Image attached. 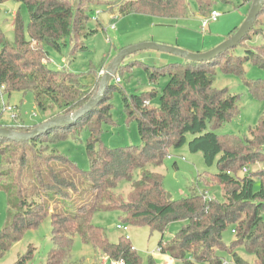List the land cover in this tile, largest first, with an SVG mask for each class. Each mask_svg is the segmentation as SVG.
Masks as SVG:
<instances>
[{
	"label": "trees",
	"instance_id": "1",
	"mask_svg": "<svg viewBox=\"0 0 264 264\" xmlns=\"http://www.w3.org/2000/svg\"><path fill=\"white\" fill-rule=\"evenodd\" d=\"M6 1L0 0V4ZM14 1L26 6L29 22L25 25L21 13L17 12L11 40L0 27V87L4 86L9 96L15 92L32 93L36 108L48 114L45 121L81 109L98 88L99 84H85L81 76L73 72L49 69V52L45 50L49 45L61 51L69 41L73 58L87 51L84 40L96 32L89 28L91 12L104 8L110 14L118 12L121 16L135 14L168 20L190 16L187 0L91 1L90 8H84L82 0L77 6L63 0ZM196 1L201 14L211 12L213 0ZM244 2L250 9L253 0ZM263 14L264 7L257 22ZM256 24L237 48L210 62L184 60L162 67L141 62L150 84H157L160 78L167 79L160 90L130 94L118 86L120 84H111L103 101L69 126L50 130L26 143L0 139V190L6 193L8 201L7 224L0 231V258L27 231L36 229L50 217L53 246L46 264H73L76 236L113 262L142 264V257L130 240L121 237L119 242L112 243L105 230L93 224L96 212L119 211L125 223L149 227L162 235L159 251L179 264H225L219 252L231 255L234 264H264V168L255 173L248 171L241 177L238 172L257 160L264 163V118L250 128L249 137L215 133L240 113L239 96L214 86L217 70L240 78L256 100H264V80L245 77L246 64L264 69V30H259ZM26 29L29 40L25 38ZM237 30H232L227 38ZM253 32L262 38L258 47L251 41ZM238 48L244 51L242 56L235 54ZM134 62H130L129 67L135 65ZM93 67L88 66L90 74H94ZM115 95L122 99L127 120L136 121L142 145L115 149L104 145L102 126L113 122ZM158 95L160 105L153 107L152 99ZM42 123L11 128L25 133ZM0 127L8 126L0 124ZM84 129L90 133L86 145L89 171L80 169L54 148L56 141L70 134L76 136ZM188 135L194 136L189 142ZM187 143L191 153L203 155L207 167L216 166L217 174L204 172L199 180L212 186L208 177L214 178L215 185L222 188L225 202L215 198L206 200L207 191L200 193L196 187L187 198L168 200L163 175L148 169L149 166L161 167L167 158H172V151L180 150ZM124 182L131 185L127 195L117 193ZM85 186L91 195L88 204H83L79 197ZM74 200L79 201L76 207L64 213L51 210L49 205L50 202L74 205ZM175 222L186 225L165 242L163 236ZM227 229L235 235L230 245L223 241ZM239 249L253 255L254 262L249 263L239 256ZM33 251L30 247L16 264H27ZM148 264L156 262L151 257Z\"/></svg>",
	"mask_w": 264,
	"mask_h": 264
},
{
	"label": "rangeland",
	"instance_id": "2",
	"mask_svg": "<svg viewBox=\"0 0 264 264\" xmlns=\"http://www.w3.org/2000/svg\"><path fill=\"white\" fill-rule=\"evenodd\" d=\"M63 1L74 6H77L80 2L79 0ZM91 1L113 3L123 0H82V6L84 8H90L91 3H93ZM187 2L189 4L190 16L179 20H168L135 14L121 16L118 12L110 14L104 8L97 9L90 13L92 17L89 28L96 32L84 40L88 48L87 51L79 53L76 58H73L69 41H67L66 46L62 47L61 51H56L49 45H46L45 50L49 52L47 66L49 69L55 71L67 70L78 74L85 84L89 85L93 82L92 84L95 85L97 83L98 85L101 80L99 76L100 72L106 70L122 49L141 43H157L176 47L191 53H205L207 52L205 50L214 44H218V39L222 40L219 37L220 34H223V32L224 34H228L235 27L239 29L250 10L244 0H213L211 11L219 12L221 17L218 23L212 25L211 32L209 31L208 33L207 30L203 34L201 31V23L206 16L200 13L196 0H187ZM17 12L21 13L25 25H28L29 14L24 4L14 0H8L0 4V27L10 40L13 39V21ZM97 13H99V19L95 21L93 18ZM110 15L115 16L116 19L110 18ZM114 24L116 25V31L106 33L105 30ZM256 27L259 30H264V14L261 20L257 22ZM258 31L255 30V32ZM255 32H253L251 41H254L258 47L262 44V38L259 35H254ZM25 38L27 40L30 39L27 29L25 31ZM107 38L111 40L110 44L107 43ZM187 46L191 49H186L188 48ZM235 54L242 56L244 51L238 48ZM160 55L167 57L165 54L149 50L126 58L124 60L125 63L123 62V68H121L116 76L121 82L117 83L115 78L111 84H120L118 86L124 87L130 94H141L143 91H150L152 89L160 90L166 84L167 79L160 78L157 84H150L145 68L141 65V62L147 65L162 67L167 64L184 61L179 57L171 55H168V57H170L169 59L172 62L168 63H161L153 58L155 56L160 57ZM130 62H134L135 65L129 67L128 64ZM138 62L139 65H136ZM89 65L94 66V74L89 73ZM245 77L251 80H264V69L252 64H246ZM214 86L217 89H228L231 94L238 95L240 112L236 118L221 129L215 131V133L220 135H234L241 138L249 137L250 128H254L264 118V100H256L240 78L233 75H226L220 70H217ZM4 98L5 103H2L0 97V124L2 126L28 128L44 122L48 117V114H44L36 108L32 93L23 94L15 92L10 96L5 94ZM152 103L153 107H158L160 105V95L153 98ZM4 104L6 105L5 107ZM113 105V122L104 123L102 126L101 138L104 145L111 149L142 145L137 123L136 121L127 120L124 114L122 99L119 95H115ZM9 106L13 107V112H7L6 108ZM12 113L17 115V120L12 119ZM89 137V131L84 129L76 136L70 134L66 138L56 141L54 148L60 154L67 156L75 162L80 169L89 171L90 161L86 151ZM193 137V135H188V142ZM171 155L172 158H167L161 167L155 168L149 166L148 169L163 175L164 189L167 194L172 196L173 200L189 197L192 190L196 187L198 192L207 191L217 201L225 202L222 188L219 185H215L217 182L213 180L214 178L208 177L213 183L211 184L212 186H206L205 183L199 180L204 172L209 171L210 174H217L216 166L212 168L207 167L203 155L201 153H191L188 149V143L180 150L172 151ZM1 166L0 158V170ZM246 168L248 171L255 173L264 168V163L257 160V162L247 165ZM238 172L240 177L245 175L243 169ZM137 176L138 173L136 174V178ZM209 179L208 181H210ZM255 188L256 190L259 189L258 181H256ZM130 190V183L124 182L118 187L117 193L127 195ZM79 197L83 204H88L91 201L90 191L87 186L81 188ZM73 203L74 205L69 204V202H63L57 205L55 203L51 204L50 202L49 205L51 210L56 209L58 212L64 213L65 210L75 208L79 201L74 200ZM7 209V195L0 190V231L7 224ZM124 218V215L119 211H101L94 214L93 224L103 228L107 233L109 241L112 243H117L121 237L129 235L131 245L142 257V264H148V259L151 257L155 260L156 264H171L166 263L165 259H167V256L159 251V242L162 239V235L157 232H152L149 227L125 223ZM184 225H186L185 222L172 223L163 236L164 241L168 242L174 238ZM118 226H127L130 231L120 230ZM51 238V218L48 217L39 227L27 231L19 242L13 244L4 257L0 258V264H16L21 257L27 254L30 247L34 251L27 264H46V260L53 246ZM234 239L235 235L231 229H227L223 233V241L227 245H230ZM238 253L239 256L249 263H253L255 260L253 255L247 254L243 249H239ZM219 255L224 258L225 264H234L231 255L228 253L219 252ZM101 257L103 256L100 253L95 252L91 246L85 245L78 236L74 238L71 257L73 264H96L95 262L100 260ZM110 264H113L112 261ZM177 264L179 263L177 262Z\"/></svg>",
	"mask_w": 264,
	"mask_h": 264
},
{
	"label": "water",
	"instance_id": "3",
	"mask_svg": "<svg viewBox=\"0 0 264 264\" xmlns=\"http://www.w3.org/2000/svg\"><path fill=\"white\" fill-rule=\"evenodd\" d=\"M264 7V0H253L249 13L241 25V27L230 38L223 43L205 53H191L176 47L162 45L157 43H141L123 49L118 53L114 60L109 64L105 70V74L101 77L98 88L94 92L91 99L81 109L67 116H59L44 121L38 127L28 131L20 132L11 127H0V139H6L17 143H26L33 139L39 138L48 131L69 126L77 120L91 113L104 99L107 88L111 85L113 79L117 75L121 64L124 60L132 55L142 51H155L163 54L179 57L183 60L195 63L210 62L218 56L235 49L247 37L250 31L254 28L259 15ZM168 200L172 198L170 194L167 195Z\"/></svg>",
	"mask_w": 264,
	"mask_h": 264
},
{
	"label": "built area",
	"instance_id": "4",
	"mask_svg": "<svg viewBox=\"0 0 264 264\" xmlns=\"http://www.w3.org/2000/svg\"><path fill=\"white\" fill-rule=\"evenodd\" d=\"M220 17H221V14L219 12H217V11H211L206 17H204V19L202 20V23H201V31H202V33L205 34L207 32L209 26L212 23H216L219 20ZM111 18L112 19H116L115 16H112ZM93 19L95 21H98V19H99V13H97L96 16ZM105 31L106 32L116 31V25L115 24L114 25H111ZM107 43H109V44L111 43V40L109 38H107ZM104 74H105V71H101L99 76L102 77ZM116 81H117V83H120L121 82V80L119 78H116ZM4 96H5V87L4 86H1L0 87V97H1L2 103H5ZM5 106L6 105L4 104V107ZM6 110H7V112H13L14 111L13 107H10V106L7 107ZM12 119L17 120V115L15 113H12ZM243 173L244 174H247L248 173V169L247 168H244ZM204 198L206 200H214V197H211L208 192H205L204 193ZM118 228L120 230H123V231H129V229L127 228V226H118ZM125 238L127 240H130V236L129 235L125 236ZM112 263L113 264H123V262H113V261H112Z\"/></svg>",
	"mask_w": 264,
	"mask_h": 264
},
{
	"label": "crops",
	"instance_id": "5",
	"mask_svg": "<svg viewBox=\"0 0 264 264\" xmlns=\"http://www.w3.org/2000/svg\"><path fill=\"white\" fill-rule=\"evenodd\" d=\"M245 4L246 5H248V3L247 2H245ZM249 6V5H248ZM209 14V13H208ZM208 14H206V15H204V16H207ZM12 15H14V14H12ZM111 17H112V15H110ZM110 17V18H111ZM219 21V20H218ZM218 21L216 22V23H218ZM213 24H215V23H212L210 26H209V28H208V33H209V31L211 32L212 31V25ZM237 27H235L234 29H236ZM232 31V30H231ZM231 31L229 32V33H231ZM229 33L228 34H224V32H223V34H220L219 35V37L222 39V40H220V39H218V44L219 43H221L222 41H225L226 39H228V38H226L228 35H229ZM218 44H216V45H218ZM215 44L213 45V46H211L210 48H208L207 50H205V51H210V50H212L215 46H216ZM189 46V45H188ZM187 46V47H188ZM190 47V46H189ZM186 48V49H191V48ZM197 53H201V52H197ZM163 54V53H162ZM167 57H162V56H164V55H160V57H153V58H155L156 59V61H160L161 63H168V62H172V60L171 59H169L170 57H168V54H165ZM172 56V55H171ZM94 80V79H93ZM93 83V82H92ZM92 83H90V84H92ZM151 87V86H150ZM149 87V88H150ZM129 231H130V229H129ZM128 231V232H129ZM130 240H131V238H130ZM165 256H167L166 258L167 259H165V261H166V263L168 262V263H171V264H177V261H175L173 258H171L170 256H168V255H165ZM164 257V256H163ZM96 260H98V259H96ZM96 264H110L111 263V260H109L108 258H106V257H101V259L100 260H98L97 262H95Z\"/></svg>",
	"mask_w": 264,
	"mask_h": 264
}]
</instances>
